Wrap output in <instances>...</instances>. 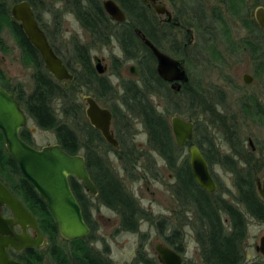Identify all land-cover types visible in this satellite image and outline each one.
Segmentation results:
<instances>
[{
  "label": "trees",
  "instance_id": "obj_1",
  "mask_svg": "<svg viewBox=\"0 0 264 264\" xmlns=\"http://www.w3.org/2000/svg\"><path fill=\"white\" fill-rule=\"evenodd\" d=\"M62 1L65 3L67 9H69L68 11L76 15L81 26L86 30L90 28L88 22L93 17L90 15V11H93L95 17L104 16L97 0ZM116 1L124 10L128 18V24L143 30L147 36L151 37L150 10L139 0ZM5 2L4 0H0V31L3 21H8L9 29L17 37V42L20 47L22 49L29 47V49L35 51L33 46H28L22 29L16 22L11 21L9 18ZM28 2L33 9H36L39 4L35 0H28ZM38 22L40 24L39 19ZM39 26L44 31L42 25L40 24ZM44 33L46 32L44 31ZM123 37L125 60L135 59L128 46L132 43L133 36L126 32ZM74 47L70 62H65L66 66L74 75L73 81L68 82L67 86L63 87L51 79L48 73L42 75V72H36L32 77L33 89L29 98H23V105L37 126L42 130L54 133L58 144L66 153L69 155H76L79 152L83 153L87 172L92 181H96L99 188V200L101 204L117 213L120 219L119 227L122 231L134 233L138 231L140 221L148 220L149 216L140 208L136 199L124 186L121 180L120 170L130 174V178H133L137 176L140 168H142L143 174L145 170H155L156 161L145 156V165H140L138 163V149L134 144H128L126 140L127 135L124 133L121 136L123 134L121 131L125 132L129 130L131 128V122L134 119L141 123L145 130L149 150L156 152L165 161L169 170L173 172L175 178V194L182 205L184 201L183 189L189 187V190H191L192 183L189 181H193V179L189 173L186 161H179L177 155L179 148L173 140L169 117L179 115L191 119V116L186 113V104L197 107L198 105L194 99L197 95L196 93L194 94L195 97L191 95L192 98L188 100L189 92L186 88L187 86H183L181 92L175 94L167 83L157 77L149 63L151 57L147 55L141 58L140 62L138 61V82L128 81L118 76L122 80V90L120 89V92L109 81L95 73L84 47L76 44ZM254 60L257 62V55ZM114 65L116 69L119 68L117 62ZM83 89H85L86 93H91L96 97L97 101H102L98 92L102 93V97L103 95L118 97L119 106L122 107V121L119 122L123 126V128L117 127L120 151L116 152V154H118V160L122 166L120 170H114L112 168L111 163L106 158V153L111 148L105 144L99 132L94 130L85 119L82 102L79 97ZM53 96H56V99L61 102V119H58L51 107ZM154 98L162 99L165 103L162 110L154 104ZM258 106L256 101L254 104L252 102V105H249V107H253V111H248V115L252 118L259 117L260 114L257 111ZM111 110L114 114V120L117 121L116 107L111 106ZM197 131L198 126L196 127ZM230 141L236 146L235 152L237 149H240L241 143L238 144L237 137H232ZM126 146L130 147L126 148ZM198 146L201 148L200 144ZM218 160L232 173L234 181H253V177H255L258 171L255 166L247 163L246 160L243 163L232 162L226 157ZM0 181L16 195H22L23 203L34 216L33 210L39 213L40 217H37V221L40 229L47 235L51 244L49 254L55 264H113L108 258L107 253L100 252L80 239L69 241L68 243L72 248L68 250L63 248L65 244H68L63 240L61 242L62 247L57 245V240L60 239L57 223L47 210L45 203L39 199L30 184L22 177L16 163L6 153L1 134ZM69 181L77 180L70 178ZM238 186L241 188L238 194L241 204L247 210H250L254 220L264 222V206L255 197L252 183L243 182L238 184ZM79 202L83 206L85 221L90 223L89 212L86 209L85 202L81 198H79ZM199 205L202 209L201 214L203 216L199 225L203 230L199 242L204 249V264H243L242 248L246 231L242 218L238 214H231L229 218L233 226L231 232H226L223 229L219 217L211 213L213 207L209 199L200 197ZM220 206L223 209H229L226 207V204H220ZM174 236L175 241L181 243V236L177 231L174 233ZM30 252L32 261H36L37 264L42 261L38 250L31 249ZM13 256L25 264H29L23 254H15ZM138 258V264H158L155 259L146 257L142 251H139Z\"/></svg>",
  "mask_w": 264,
  "mask_h": 264
},
{
  "label": "rangeland",
  "instance_id": "obj_2",
  "mask_svg": "<svg viewBox=\"0 0 264 264\" xmlns=\"http://www.w3.org/2000/svg\"><path fill=\"white\" fill-rule=\"evenodd\" d=\"M45 3L42 2L43 7L38 4L37 8L34 9L37 18L44 27L46 35L53 47L64 60L70 62L75 43L87 44V37H85L84 30L74 15L64 12L66 10L63 11V3L61 0H46ZM8 4L11 6V3L8 2ZM50 4L52 6L47 8V5L49 6ZM61 11H63V14L59 16ZM53 18L58 20L56 25L52 24ZM239 34L237 36L238 39L242 36H239ZM227 35L230 38L228 33ZM1 40L6 51L0 49V79L8 78L13 84L19 82L32 91V77L36 72L32 69L25 68L20 62V53L16 44L17 37L10 31L9 22L6 20L3 21L1 27L0 42ZM92 54L98 56V58L102 54L106 65L109 67L105 77L108 78L116 90L118 89L120 91V78L130 76L128 72L130 63H127L129 60H125V56L122 57L119 46L112 42L106 47L97 49ZM115 56H121L122 59L118 69H114L111 64V60L113 61L112 58ZM253 58L248 51L245 52L240 47L235 55L226 56L223 59L224 63L223 61L222 63L220 61L216 62V69L208 68L207 71L202 72L199 66L194 65L193 61H190L185 66L190 78V84L186 85L189 92L188 96H194L196 93L197 96L194 99L198 103V107L190 106L186 108L187 115L192 116L191 120L198 125L199 129L194 135L192 143L200 144L201 148L209 156L212 164L211 170L215 180L221 185V196L227 199L229 197L227 196L226 190L232 188L230 181H232L233 176L228 169L224 168L218 159L222 160L223 155H230L232 152L231 149L233 148L235 152L236 146L230 141L233 135L237 134V142L238 144L241 143L240 149H237L235 152L237 155L239 154L238 156L241 162L243 163L246 160L247 163L258 169L256 174L258 177H264V72L255 71L252 63ZM194 61L198 62V58ZM111 65L112 70L110 69ZM111 71H113V74ZM244 73L252 76L253 80L249 85H238L236 82L241 80V76ZM224 79L226 80L224 81ZM215 83L225 85V87L223 89H215L213 85ZM83 92L81 94H88L85 93V89H83ZM98 93L102 98V101H99L102 106L110 109L111 106H115L117 109L116 114L118 120L113 121L111 128L119 140L117 127L123 128V126L120 123L122 121V107L119 106L118 97L109 95H103L102 97V93ZM201 97H205L207 101L217 103V105L220 102L222 105L216 108L217 112H215ZM221 97L224 99L221 100ZM248 97H253L250 100L251 102L248 101L249 104L245 103ZM255 101L259 104V108L263 113L261 118H251L247 115L248 111H253L249 105H252V102L254 104ZM153 102L160 110L164 108L165 103L162 99L154 98ZM60 103V101H57L52 105L58 119L62 118ZM82 108L83 110L85 109L84 104H82ZM27 127L35 129L33 130L35 132L33 141L38 147L55 144L56 138L51 131L36 128L32 120H28ZM121 133H123L121 136L124 133L127 135L126 140L129 145L134 144L138 149L136 150L139 152L138 163L140 165H145V156L156 161L155 170H145L143 174L142 168H140L137 176L130 178V174L120 170L122 166L118 160V154L111 150L106 153L112 168L114 170H120V176L124 186L133 195L140 207L143 208L142 210L146 212L149 219L140 221L137 232H119L117 231L120 225L119 216L114 211L94 201L92 202L93 211L91 218L94 227L92 246L99 251L106 247L107 254L114 264H134L138 253L137 251L141 246L144 248L146 257L156 259V255L152 249L153 246L158 242L166 241L168 235H172V232L177 230L180 232L181 243H183L188 251L186 254V264H203L201 263L199 252L196 251L195 232L191 228V225L185 226L186 228L183 227L184 225H180V227L172 225L178 216V211H180L171 188L175 181L173 172L169 170L165 161L156 152L149 150L145 130L138 120L134 119L131 122V128L125 132L121 131ZM248 140H251L257 147V157H253L254 155L248 146ZM80 154L83 153L80 152ZM177 155L179 161L188 158V148L179 149ZM210 156L218 157L214 159ZM219 156L222 157L219 158ZM33 213L36 218L40 217L36 210H33ZM222 219L225 220L226 218L222 217ZM248 221L247 237L243 243L245 264L263 261L261 255L255 250V245H258L259 238L264 235V226L250 219ZM43 234L45 236L44 245L38 248V252L42 257V261L39 264H55L49 254L51 244L47 235L44 232ZM61 242L62 240L58 239L57 245L61 246ZM63 248L68 250L72 247L68 243Z\"/></svg>",
  "mask_w": 264,
  "mask_h": 264
},
{
  "label": "flooded vegetation",
  "instance_id": "obj_3",
  "mask_svg": "<svg viewBox=\"0 0 264 264\" xmlns=\"http://www.w3.org/2000/svg\"><path fill=\"white\" fill-rule=\"evenodd\" d=\"M4 1H6L5 6H7V14H8L9 18L11 19V21H13V22H15V21L10 17L11 7L14 4H17V3L22 2V1H26L29 4L28 0H10V1L4 0ZM35 1H37V0H35ZM105 1H107V0H97L98 5L102 8V12H103L104 16L95 17L93 11H90V15H92L93 17H91L90 21L88 22L90 25V28L86 30L85 28H83L81 26L76 15L74 13H72L71 11H68L69 9H67L65 3L61 0V2L63 3V5H62L63 11L66 10L64 12H68V13H71V15H74L76 20L79 22L81 28L84 30V35H85V37H87V40H88L87 44H82L80 42H76L75 44L82 46L86 49L85 50L86 54L90 60V63L92 65V68L94 69L95 73L98 76L106 79L107 81H109V80L107 77H105V74L109 70V67L106 65L104 57L102 56V54H100V57L98 58V56L93 55L92 53H95L97 49H101L103 47H106L110 43L114 42L119 46L120 51L122 53V57L125 56V52L123 49V39H124L123 36H125L126 32L133 36L132 37L133 41L128 46H129V49L131 51L132 56L135 58V59L129 60V62H127V63H130V66L128 67V72H129L130 76L125 77L124 79L128 80V81L138 82L139 69H138L137 64H138V61L140 62V59L143 58L145 55L151 57L149 63L151 64V67L154 70V72L156 73L157 77L159 79H161L157 73V59L153 55V53L150 51V49L144 45L140 35H138V32H140L143 36H145V38L148 39L151 42V44L160 53L170 57L173 60L182 62L181 66L186 71L188 81L186 83L181 84V89L179 92H175L172 89V83L165 82L161 79L163 82H165L169 85V87L172 89V91L175 94L180 93L183 86L190 84L189 73L187 72V70L185 68V66H187L190 61H193L194 65L199 66L200 70L202 72L207 71L208 68L216 69V67H217V65H215L216 62L220 61L222 63L223 59L226 56L229 57V56L235 55V53L239 50L240 47H241V50H243L245 52L248 51L251 54V56L254 58L257 55V58H258L257 62L253 58V61H252L253 67H254L255 71L264 72V31L260 28V26L256 22L255 16H254V12L257 8H259V7L264 8V0H153V2H151L149 0H145V1L139 0L147 9L150 10V19L149 20L151 22L150 23L151 37L147 36L143 30L136 28V27H133V26L128 24V18L126 17V14H125L124 10L122 9V7L120 6V4L116 0H112V1L123 11V13L125 15V21L124 22H117L113 18H111L105 12V10L103 8V3ZM8 2L11 3V6H9ZM37 2L42 7H43L42 2L44 4H46L45 3L46 0H39ZM151 4H153L155 7L163 8V12L158 13L153 7L150 6ZM29 6H30V4H29ZM50 6H52V5L51 4L49 6L47 5V8ZM30 8L32 9V12H33V14L36 18V21L38 23V26H39L40 24L38 22V18H37V15L35 13V10L31 6H30ZM63 11L60 12L59 16H61L63 14ZM52 20H53L52 24L56 25V22H58V20L57 19L55 20V18H53ZM17 24L20 27V24L19 23H17ZM40 29L42 30V28H40ZM43 29H44V27H43ZM44 31L42 30L43 33H44ZM227 33L230 35V38L228 37ZM45 34L46 33H44V35ZM238 34H239V36L242 35L241 38H239V39L237 37ZM46 38H47V36H46ZM26 40H27V38H26ZM47 40H48V43H49L50 47L52 48V51L54 52V54L61 60V62L64 64V66L66 67L68 72L73 76V79H74V75L72 74L71 70L65 64L66 60H64L61 57V55H59V53L56 51V49L50 43L48 38H47ZM0 44H1L0 49L1 50L3 49L4 51H6L5 46L2 43V40H1ZM16 44H17V48L19 49V53H20V62L22 63V65L25 68L32 69L34 72H42V75H45V73H48V71L45 68V64H44L42 58L40 57L38 51L34 47L33 48L35 49V51H32L31 49H29V47L22 49L20 47V45L18 44V42ZM27 44H28V46L31 45L28 40H27ZM74 48L75 47H73V49ZM196 58H198V62L194 61ZM112 59H113V61L111 60V64L113 65V68L114 69L116 68V66L114 65L115 62H117L119 64V67H120V64L122 62L121 56H115ZM223 63H224V61H223ZM96 65H100L102 67V69L104 68L103 74H99L97 72ZM112 65L110 68L111 70H112ZM132 66L135 67V69L137 71L136 76H134L130 72V67H132ZM228 67H229V65H228ZM111 72L113 74V71H111ZM114 74H115V72H114ZM2 75L5 77L4 74H2ZM49 75L51 76V79H53L58 85H61L63 87H66L68 82L73 81V79L71 81H65V80L64 81H58L51 74H49ZM245 75L249 76L253 80L252 76H250L248 73H244L241 76V80H238L236 82L238 85H242V84L249 85V84H251V82L247 83V84L244 82V76ZM0 76H1V73H0ZM225 80L226 79H224V81ZM121 82H122V80H121ZM213 85H214L215 89H223L225 87V85H222V84L220 85L217 83H215ZM120 86H121V83H120ZM0 88H2L8 95H10L18 103L20 110L26 116V126L19 130V137L22 141H24L27 145H29L30 147L35 148V149H41L43 147L52 146V145H56V144L59 145L57 142V139H56L55 144H52V145H46V146L38 147L37 145L34 144L33 138H34L35 132L33 130H35V129H32V128L30 129L27 127L28 120H32V118L29 116L28 112L26 111V109L23 105V101H24L23 98L24 97L29 98L31 90H29L28 88H26L24 85H22L19 82L14 83V84L11 83L8 78L0 79ZM85 95L91 96L97 101L96 97H94L92 94L88 93ZM79 97L81 99V94L79 95ZM188 97H189L188 100H190L192 98L191 95ZM52 98H53V100H51V107L53 109L52 105L59 100L56 99V96H53ZM251 98H253V97H251ZM251 98L248 97V99H246L245 103L249 104L248 101H250ZM220 99L223 100L224 98L221 97ZM202 100L207 102V104L210 107H212L213 111H215V112H217L216 108H218L220 105H222V104H220V102H219V105H217V103H213L209 100L207 101V98H205V97H203ZM81 102H82V99H81ZM97 102H98V104H100L99 101H97ZM82 104H84V103L82 102ZM197 105H198V103H197ZM186 106L190 107V106H188V104H186ZM102 107H105V106H102ZM106 108H108V107H106ZM250 108L253 109V107H250ZM108 109H110V108H108ZM257 111H259L260 115H259V117H255V118H261L263 116L262 115L263 113L261 112L259 106H258ZM83 112H84V110H83ZM111 112H112V110H111ZM112 114H113V112H112ZM84 116H85V114H84ZM173 116H179V115H172L169 117V120ZM179 117H181V116H179ZM181 118H183L186 121L193 123L194 135L199 131V129H198V131L196 132V127L198 125H196L191 119L184 118V117H181ZM191 118H192V116H191ZM85 119H86V117H85ZM32 121L34 122V120H32ZM86 121L88 122L87 119H86ZM113 121H114V114H113L112 123H113ZM88 124H89V122H88ZM35 126H36V128H40L39 126H37L36 123H35ZM51 133H53V132H51ZM113 133H114V131H113ZM114 136H115V133H114ZM233 137H237V135L235 134V135H233ZM2 138H3V136H2ZM115 138L117 139L116 136H115ZM193 138H194V136H193ZM192 140L189 143H187V145L183 148L187 147L189 149L191 146L195 145L199 149L201 155L203 156L204 160L208 164L210 175L212 176L214 183L216 184V190L214 193H207L206 191H204L201 187H199L196 184V182L194 181V178L192 176L190 167H189V154H188V158H185L184 160L187 163L189 173L193 179V181H189L192 183V188H191V190H189V187H186L183 189L184 201H183V204L181 205L180 201H178L177 196L175 194V190H174L175 181L173 183V186H171L176 204H177V206H179V209H180V211H178V216L173 221L172 225H174L175 227L176 226L180 227V225H182V226L184 225L183 227H185V226L187 227V226L191 225V228L195 232L194 239H195L196 248H197L196 251H198L199 255L201 256V259H200V256L198 255L199 259L201 260V263L204 264V260H205L204 259V249L202 248V245L199 242V240L202 236V232H203V230L199 227V225L201 223L200 222L201 218L203 217L201 214L202 209L199 205L200 197H206L207 199H209V202L211 203V206L213 207L211 213L215 214V215H217V217H219L221 224L223 225V229L226 232H231V228L233 226V224H231V220L229 218L230 215L231 214L232 215L238 214L242 218V221L244 223V228L246 231L245 233H246V237H247V227H248V222H249L248 220L249 219L251 221L257 222L258 224L263 225V226H264V222H259V221L254 220L251 216L250 210H247L246 207L243 204H241L240 199H239L240 197L238 198V194L240 193L241 188L238 186V184L243 183V182L252 183L253 192L255 193V197L258 199V202L260 201V203H262L264 206V202L262 201V199L260 198V196L258 194L257 185H256V182H257L256 178L259 180H262V178H264V177L260 178V177H258V175H255V177H253V181H234V178H232V181H230L232 183V188H229L226 190L227 196L229 197V199L225 198L224 196H221V194H222L221 193V185H219V182L215 180V177H214L213 172L211 170L212 164H211V161L209 159V156L207 155V153L202 148H200L198 146V144L192 143ZM118 142H119V140H118ZM3 143H4V139H3ZM119 146H120V143H119ZM248 146H249V144H248ZM253 146H254V151L251 149L250 146L249 147L252 151V154L254 155L253 157H257V155H256L257 154V152H256L257 147L255 146L254 143H253ZM4 147H5V151H6L5 143H4ZM230 148H232V147H230ZM179 149H182V148H179ZM231 150H232V152L230 155H223V157L219 156V158L226 157V158L230 159L232 162H241V160L239 159V156L237 154H235L234 148ZM111 151L116 153V152H119L120 149L119 150L111 149ZM78 154H80V152ZM80 155L83 156V154H80ZM210 157L217 159L216 157H218V156H210ZM170 178H171V176H170ZM0 182L30 212V210L27 208V206L23 203V200L21 198L22 195L21 194H20V196L16 195L2 181H0ZM92 182L94 183L96 190H97V194L95 196H92L91 194H89L86 191V189H85V187L81 181H69L71 191H72L74 197L76 198L77 202L79 203V205H80L79 198H81L85 202L86 209H88L90 223L85 221L84 216H83V219H84V222L86 223V225L88 226V228L90 229V234L84 238H81L80 240L84 241V243H86L87 245H89L91 247H93L92 246V243H93L92 237H93V231H94V227H93V224L91 221L92 211H93V203L92 202L95 201V202L101 204V201L99 200V188L97 186V183H96V181H92ZM220 204H224V205L226 204V207L229 209L228 210L223 209L222 206H220ZM102 206H104V205H102ZM104 207H106V206H104ZM80 208H81V212L83 215V206L80 205ZM141 209H143V208H141ZM1 211H2V215L4 218L12 217L11 212L6 207H3ZM33 217L36 219V222L38 224L37 218L34 215H33ZM222 217H225L226 219L224 220V219H222ZM182 222H183V224H182ZM119 224H120V219H119ZM38 228L40 229L39 224H38ZM13 231L15 233H18V234L21 233L20 227L18 225L13 226ZM40 231H41L43 239L45 241V236L43 234V231L41 229H40ZM117 231L125 232V231H122V229L120 227H118ZM176 231L177 230L172 232V235L171 234L168 235V237L166 238L167 242L162 241V242H158L156 244H161L164 247L171 249L172 251H174L177 255H179L181 257L182 264H186V260H187L186 254L188 251H187V248L183 245V243H177L175 241L174 233ZM26 232L30 237H36L35 232L33 230H31L30 228H28ZM177 232L180 235V232L179 231H177ZM91 235H92V237H91ZM246 237H245V240H246ZM262 237H264V235ZM262 237L259 238V243H260V239ZM60 239L63 240L65 243L69 242V240H65L61 236H60ZM245 240H244V242H245ZM44 241L40 247H42L44 245ZM70 241H72V240H70ZM259 243H258V245H255V250L259 246ZM154 246L152 248L153 251H154ZM40 247H38V248H40ZM38 248L27 247V248H24L22 251H14L12 248H8L7 252L12 259L17 260V261L25 264L23 261H20L15 256H13L15 254H17V255L23 254L25 256V259L27 260V262L29 264H34V263H36V261L31 260L30 250L31 249L38 250ZM139 251L140 252L142 251L143 253L145 252L144 248H142V247H140V249L137 252L139 253ZM100 252L107 253V248L106 247L103 248ZM138 253H137V256L135 258L134 264L139 263L138 262V259H139ZM144 254H146V253H144ZM258 254H260V253L258 252ZM155 255H156V253H155ZM242 257H243V264H245L244 252L242 253ZM261 257L263 258V261L254 262V263L264 264V257L262 255H261ZM108 258L110 259L109 256H108ZM155 261L159 264L158 259H157V255H156ZM112 263H113V261H112ZM251 264H253V263H251Z\"/></svg>",
  "mask_w": 264,
  "mask_h": 264
},
{
  "label": "water",
  "instance_id": "obj_4",
  "mask_svg": "<svg viewBox=\"0 0 264 264\" xmlns=\"http://www.w3.org/2000/svg\"><path fill=\"white\" fill-rule=\"evenodd\" d=\"M145 1V0H144ZM153 2V0H149ZM158 13L163 8L150 5ZM105 12L117 22H124L123 11L112 1L103 3ZM255 20L264 31V8L259 7L254 12ZM10 17L20 24L27 40L38 51L45 68L58 81H71L73 76L68 72L61 60L54 54L48 40L36 21V18L26 1L14 4L10 9ZM144 45L150 49L157 59V73L159 77L168 83H172V89L179 92L181 84L188 81L186 71L180 61L160 53L151 42L140 32ZM104 69V68H103ZM96 65L99 74L104 70ZM130 72L136 76L135 67H130ZM251 78L244 76V82L250 83ZM85 105L84 114L90 126L98 131L105 143L113 150H119V142L115 138L112 126L113 114L110 109L102 107L91 96L82 95ZM173 140L178 148H183L194 136V125L179 116H173L169 120ZM26 126V116L20 110L18 103L0 88V133L3 136L6 152L16 163L22 177L31 185L39 198L45 203L47 210L54 218L58 226L59 235L65 240H77L90 234V229L83 219L81 208L74 197L70 185V178L81 181L86 191L95 196L96 187L87 172L84 157L80 154L69 155L59 145L46 146L35 149L27 145L19 137V130ZM249 146L254 151L251 140ZM189 167L196 184L207 193H214L216 184L210 175L208 164L201 155L199 149L193 145L188 149ZM257 190L264 202V178H256ZM6 207L12 217L4 218L2 208ZM18 225L21 233H15L13 226ZM35 232L36 237H30L27 229ZM43 236L33 215L23 204L0 182V264H23L12 259L8 248L14 251H22L27 247H40L43 244ZM264 257V237L260 239L256 248ZM159 264H182L181 257L171 249L161 244L154 246Z\"/></svg>",
  "mask_w": 264,
  "mask_h": 264
}]
</instances>
